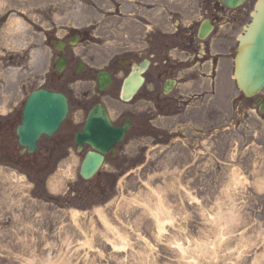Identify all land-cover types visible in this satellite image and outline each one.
I'll return each instance as SVG.
<instances>
[{
	"label": "rangeland",
	"instance_id": "374dc122",
	"mask_svg": "<svg viewBox=\"0 0 264 264\" xmlns=\"http://www.w3.org/2000/svg\"><path fill=\"white\" fill-rule=\"evenodd\" d=\"M217 1L0 0V264H264V113L241 97L232 72L215 89L184 78L163 97L151 71L149 100L129 103L117 98L120 80L96 98L94 81L79 76L58 134L35 156L12 151L29 94L68 91L47 38L88 32L95 71L178 25L196 29ZM255 1L230 16V48ZM84 95L136 119L91 180L79 175L86 151L74 144L91 106Z\"/></svg>",
	"mask_w": 264,
	"mask_h": 264
},
{
	"label": "flooded vegetation",
	"instance_id": "af4514ba",
	"mask_svg": "<svg viewBox=\"0 0 264 264\" xmlns=\"http://www.w3.org/2000/svg\"><path fill=\"white\" fill-rule=\"evenodd\" d=\"M217 6L221 8L217 7L218 9L215 13L209 15L215 28L212 37L208 41H199L196 30L194 31L192 27H183L179 29L178 33L171 39H166V36H162L161 39L152 38L149 43L147 42L145 52L142 53V55L149 61V67L143 74L145 82L143 87L136 94V98L143 94V99L145 98L146 101L149 100V98L145 96V89L147 85H149V73H151V71L152 80L155 81L156 79L157 83L161 86L160 93L162 96H164L165 84L168 81L169 85L174 86L171 92L172 95H174L176 90H180L179 87L181 83H179V81L184 78L188 79L189 83H198L202 87L207 86V80L218 85L227 82L230 69V51L228 44L229 19L231 15H236V13L240 12L231 14L226 7L220 4ZM238 17H240L239 14ZM87 38L88 34L85 32L68 31L63 36V44H57L56 47H54L53 41L50 42L51 46L55 49L54 56L65 57L67 59V73H69V76H67V78L61 76V79L64 80V84L68 87V91L67 88H61L58 89V91L63 92L68 97H71L70 91L72 90L75 78H78L76 77L77 75L80 77L84 75L89 81L94 78L97 80L99 72L91 71L87 67V64L83 65L80 63L82 59L85 60L86 58L88 51L86 46H83L84 49L81 51H76L73 46L76 42L88 43ZM60 49H62V51ZM140 58L142 59L141 53L135 54L131 52V50L118 53L116 58L111 62L112 64H110L109 68L105 69V71L111 74L112 86H117L119 80L122 84L127 78V75L131 74L135 69V64L139 65L145 60V58H143L142 61H140ZM152 67H155V69ZM124 70H127V73L121 76L120 73L124 72ZM223 75L225 76L223 77ZM48 78L52 77L49 76ZM55 78L57 77L54 75L53 79ZM121 84L118 89V96H120V98L122 90ZM211 86L209 87L210 89L215 88V86ZM48 87L49 89L53 88L51 86ZM179 95L183 97V94ZM95 96L101 97L97 94ZM202 96L203 95L200 93H196L189 97L201 98ZM83 98L87 99V102L83 99L82 103L88 104V106L92 103V98L86 95H84ZM99 103L102 102L94 103L91 107L93 108ZM103 104L115 125H124L128 118L132 121V127L136 124L135 117L129 111L125 112L119 109V106L108 107L105 103ZM125 113L127 114L126 116ZM116 115H118L117 118Z\"/></svg>",
	"mask_w": 264,
	"mask_h": 264
},
{
	"label": "water",
	"instance_id": "95a60500",
	"mask_svg": "<svg viewBox=\"0 0 264 264\" xmlns=\"http://www.w3.org/2000/svg\"><path fill=\"white\" fill-rule=\"evenodd\" d=\"M246 0H222L231 9H236ZM257 13H253L252 22L245 29V34L239 37V47L235 58L234 79L238 88L249 97L258 95L264 89V0L257 6ZM210 26L203 27L200 38H204ZM108 81V78L105 79ZM108 85V83H107ZM106 84L102 83L101 88ZM126 89L131 91L127 85ZM68 114L67 99L61 94L46 91L34 92L25 106L22 124L17 129L19 142L28 147L30 152L37 148V142L43 135L53 136ZM88 130L79 134L77 144L88 143L98 151L89 152L83 162L80 174L84 179L92 178L99 170L104 155L121 142L125 129H115L109 124L104 113L94 110L88 121ZM101 124L102 128H98ZM92 125H95L91 127Z\"/></svg>",
	"mask_w": 264,
	"mask_h": 264
},
{
	"label": "bare ground",
	"instance_id": "6f19581e",
	"mask_svg": "<svg viewBox=\"0 0 264 264\" xmlns=\"http://www.w3.org/2000/svg\"><path fill=\"white\" fill-rule=\"evenodd\" d=\"M60 68V67H59ZM58 68V69H59ZM60 70V69H59ZM137 76H140L141 78H144V76H143V74L141 73V74H139V75H137ZM134 77V80H133V83L131 84L132 86H138L139 84H138V77ZM262 94H264V92L263 91H261L258 95H262ZM256 97V96H255Z\"/></svg>",
	"mask_w": 264,
	"mask_h": 264
}]
</instances>
